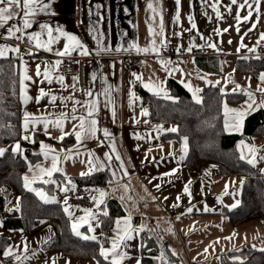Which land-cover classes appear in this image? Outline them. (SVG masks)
Here are the masks:
<instances>
[{
	"label": "crops",
	"instance_id": "1",
	"mask_svg": "<svg viewBox=\"0 0 264 264\" xmlns=\"http://www.w3.org/2000/svg\"><path fill=\"white\" fill-rule=\"evenodd\" d=\"M150 2L153 3L154 7H157L156 14L148 9L147 5ZM44 3L50 5V8L35 16H30L29 18L34 21L32 27L25 30L24 33H17V35H23L22 41L14 37L4 38L7 36L8 27L21 25L22 12L3 28H0V45L8 48H20L19 53L8 51L4 57L18 58L19 93L22 105L20 128L22 134L31 137L30 140H26L29 143L35 142L38 135L44 137V139L39 140L38 144L29 146L30 153L38 156L37 160L29 162L24 174V176L29 177L30 184L32 182L37 185V189L44 190L41 183L49 184L50 182L45 183L44 181L55 179L56 175L63 176L66 181L81 177L82 172L89 170L88 161L91 159L94 164L103 163L104 167L100 171L107 170L111 175L116 173L115 177L112 175V182L109 183L108 188L101 185L89 187L92 189L93 196H96L98 200H104L103 204L97 206L92 199L90 208H94L96 216V219L90 217V220H97L96 230L94 227L96 234H98L97 238L100 237L97 214L108 199L116 198L123 202L127 208V215L116 219V221H121L119 231L125 228L123 221L129 215H131L133 227L139 228L143 225V230H146L144 225L148 221H154L152 215L155 213V209H164L166 212L170 206L173 207L174 204L178 203L183 211L177 215H184L189 207L192 208L190 217L184 218V220L203 222L202 230L209 232V234H190V231L179 232L176 234L177 238H174V244L177 246L163 241L160 247L166 246L171 251L173 255L172 264H221L223 254L243 249L262 251L264 249V221L234 228L227 216V211L239 205L242 193L240 182L243 180L237 177H222L217 168L212 165L204 166L198 176H190L185 165L184 140L179 142L166 139L165 135L171 133L167 129L173 128V126L162 125L165 131L161 132L156 127L161 124L153 123L150 114L141 115V109L145 107L138 91V85L150 94L162 96L167 94L168 96L170 94L168 80L173 79L190 93L195 102L193 90L197 88L203 91L207 87H216L223 94H244L246 98L243 103L227 105L229 109L237 110L236 112L225 113L224 109L229 128L234 129L237 122L233 120V117L237 115V112L246 111L247 104L251 102L246 91L254 94L257 104L264 99V94L257 91L258 87L264 88V83L259 78L255 81L250 75L239 74L235 68L238 56H264V52H259L261 48H264V40L261 39V34H264V0H260L258 12L254 0H249V3L252 4L251 9L247 5L244 8L239 7V4L244 3V0H237L236 5H232L231 0H181L178 21L176 20L177 5L175 0H158V6L157 0H44ZM213 4L219 8L222 18L217 17L212 7ZM229 7L231 11H229ZM249 11L252 12V16L245 21L243 17ZM237 13L240 16L239 20L236 19ZM154 16L155 18H153ZM189 16L193 17V22L197 25L195 29H191ZM161 17L163 33H160ZM41 24L49 25L53 29V35L60 36L59 42L51 45L52 52L27 44L29 34L42 31ZM58 27L69 35L78 37L92 54L80 56L73 53L72 57L56 56L55 52L62 50L64 44L68 42L64 36L55 31ZM149 27L153 29L152 35L149 33ZM187 29L191 30L187 31ZM214 29H219L220 33L217 34ZM166 36H171L173 40V56L170 58L162 57L151 50L148 53H137L134 48L130 51H115L116 48H128L133 43L140 48L151 49L153 38H155L156 47L159 49L161 41ZM241 38L246 47L240 48ZM47 39V33L44 30L41 41ZM229 40L232 41L231 44H229ZM97 41L102 46L111 48L112 51L97 55ZM210 44H214L216 47H209ZM189 45L193 46L191 52L187 50ZM178 48L179 51H177ZM238 48H240L239 51H237ZM249 48H253L255 51L250 52L248 51ZM29 49H31L32 55L28 54ZM204 51L205 54L199 53ZM132 55L138 56L140 60V65L135 71L126 70L124 67L126 59ZM70 59L83 63L82 78L77 68L61 70L58 66L53 67L56 60L67 62ZM163 61H171V63L162 64ZM38 64L41 73L45 67L48 68L53 77L51 84L44 80L42 75H36ZM25 68H27V75L32 79L24 81L26 89L25 93L22 94L21 78L25 74ZM93 73L96 74V79H93ZM133 73L136 76L132 75ZM59 75L64 76V84L67 87H62L56 81L55 77ZM74 76L78 77V81L73 80ZM137 76L142 77V80H138ZM149 81H151V90L144 86L149 84ZM217 81L219 83H216ZM186 84H190L192 90L185 87ZM237 84L240 85L238 89L236 88ZM73 85L75 88L72 87ZM41 88L58 97L54 104L50 103L49 96L40 98L39 103L36 102ZM107 89H110L109 95L105 94ZM88 91L92 92L91 96L86 95ZM130 91L135 93V97H138V99H133L131 107H129ZM202 91L197 93L201 101ZM24 94L31 97L27 103L22 98ZM61 96H73L75 100L81 101V104L74 105L73 101L70 100L61 101L59 99ZM109 98L114 101L115 122H113L111 112L113 105L109 104L105 107ZM92 100H98L99 110L95 116L98 121V130L94 138L83 139L79 145H77L74 134L65 135L63 138V140L69 138L74 141L70 147L62 145L63 140L59 139L62 134L61 131L51 124H49L48 135H45L42 122L36 123L35 126L30 124L27 132L23 129L25 112L31 114L30 120L39 121H55L59 114L64 112L68 114L69 118L63 121V131L73 133L74 126H76V130H79V120L70 118L72 108L77 109L76 115L78 117L80 115L87 116L86 107L82 105H86ZM253 108L254 110L247 111L239 131L227 132L241 134L246 116L256 110L264 109V107L256 108L255 105ZM105 128L112 134L111 138L104 137L103 129ZM137 136L141 138L137 139ZM41 142L53 150L49 152L47 157L41 152ZM113 145L115 151L112 150ZM245 145H255L259 149L256 154L257 164L255 168H259L260 172L264 174L262 171L264 160L259 159V157L264 156V135H254L238 141L237 148L240 157L243 152L245 156L250 158ZM21 149H23L24 154L25 147H21ZM69 149L72 150V153L68 159H64ZM106 153L111 159L105 157ZM117 153L124 161L128 172L127 176L119 167L120 161L115 158ZM54 155L58 157L57 168L61 170L53 171L49 177L46 172H41L40 169H50ZM146 155L147 159H145ZM243 161L247 162L246 160ZM37 165L40 167H36ZM30 167L31 171L29 170ZM173 169H176L173 175H163L172 172ZM95 172L99 171H93L92 174ZM110 184L113 185L110 186ZM157 184L160 185L159 189L156 188ZM186 185L189 187L190 196L184 192ZM53 187L55 191L60 188L55 182ZM96 189L104 190L107 195L100 197L99 192L95 191ZM159 191L162 192L160 195H158ZM34 192L37 193V191ZM69 195H71L70 201L86 203L83 198H76L71 193ZM177 197H180L179 201H177ZM138 199H144L148 202L150 211L141 212L139 206L134 204ZM48 202H59L62 205V202L51 201V199ZM234 204L236 207H232ZM205 207L209 211H205ZM16 212L19 213V206L18 211L17 209L15 211L17 215ZM166 214L168 215L167 212ZM84 216L72 215V223L77 218ZM182 220L183 218H180L179 222ZM0 224H2V220H0ZM82 225L84 226L83 223ZM179 228L182 227L178 226ZM117 231L115 223L110 236L111 241ZM0 235H7L11 239V245L8 249H11L13 253L9 256L4 255L10 260L8 263L2 260L0 256V264H19L15 263V256H29V261L24 264H53V262L54 264H69V262L70 264H97L92 259H68L55 251L43 249L45 241H48L53 235V230L50 227L45 228L37 235L26 238L22 232H6L0 226ZM134 236V239L126 242V247L122 243L118 248L119 253H126L128 257L121 264H137V260L140 261V264H169L166 259H159L160 254H150L142 260L140 256L142 232L139 231ZM111 241L107 247H112ZM25 246H27V252H25Z\"/></svg>",
	"mask_w": 264,
	"mask_h": 264
},
{
	"label": "trees",
	"instance_id": "2",
	"mask_svg": "<svg viewBox=\"0 0 264 264\" xmlns=\"http://www.w3.org/2000/svg\"><path fill=\"white\" fill-rule=\"evenodd\" d=\"M239 74L250 75L255 81L264 73V57L238 56L235 62ZM170 94L153 95L138 85L143 106L149 111L151 121L155 124L173 126L177 132L165 135L168 140L181 142L187 137L188 152L185 159L186 168L191 176H198L205 165H215L222 177H237L243 180V190L239 205L227 211V216L234 228L248 225L264 219V174H260L255 166L241 160L237 144L242 138L264 135V109L249 113L243 124L241 134L229 133L225 130L224 103L239 105L245 101L240 93L223 94L216 87H207L202 91V101L195 102L190 93L173 79L168 80ZM21 100L19 93L18 58H0V146L19 142L25 152L7 151L0 156V220L2 230L21 231L26 238L40 233L45 228L53 230L51 238L43 244V249L55 251L68 259L88 258L97 264H110L100 255L101 245L110 244V234L116 219L127 215L126 205L116 198H110L97 214L100 226L99 240L83 239L72 231V219L64 211L59 202H45L34 191L24 187V174L29 162L38 156L30 153L29 146L38 144L43 136H37L35 142L23 139L20 128ZM62 145L71 146L74 141L64 139ZM23 150V149H22ZM57 180L66 181L61 175ZM112 175L103 170L93 174L72 178L79 187H106ZM44 190L53 193V184H43ZM14 193L19 198V213L3 215L8 195ZM81 200V199H79ZM107 215H104V212ZM84 230L86 228H83ZM140 256L161 255L162 247L157 244L149 230H142ZM11 245L7 235H0V256H4ZM168 255V263H172L171 251L164 247ZM221 264H264V251L243 249L221 256Z\"/></svg>",
	"mask_w": 264,
	"mask_h": 264
},
{
	"label": "snow or ice",
	"instance_id": "3",
	"mask_svg": "<svg viewBox=\"0 0 264 264\" xmlns=\"http://www.w3.org/2000/svg\"><path fill=\"white\" fill-rule=\"evenodd\" d=\"M254 2L257 4L256 11L258 12L259 11V2H260V0H254ZM175 4L177 5L176 20L178 21L179 18H180L179 6L181 4V0H175ZM231 4L232 5H236L237 4V0H231ZM245 5H247V7L249 9L252 8V4L249 3V0H244V3L239 4V7L240 8H244ZM157 6H158V0H157ZM147 7L154 14L157 13V7H154L153 3H151V2L148 3ZM212 7H213V10L216 12L217 17L218 18H222V14L219 11V8L217 7V5L213 4ZM49 8H50V5L44 3V0H0V28H3L9 21L13 20L15 17H18L21 12L23 13V16L21 18V25L20 26L13 25L11 27H8L7 28V36L4 37V38L7 39V38H13L14 37L17 40H21L22 41L24 39L23 35H17V33H24L25 30H27V29L32 27V24L34 23V21L31 20L29 17L30 16H35V15L39 14L40 12L48 10ZM229 11H231L230 7H229ZM251 16H252V12L249 11L248 14L243 17V19L245 21H247L248 19L251 18ZM153 18H155V16ZM236 19L237 20L240 19L239 13H237ZM188 20L191 23V29H195L197 27V25L193 22V17L189 16ZM40 28L42 30L41 32H34V33H31V34H29L27 36V44L28 45H32V46H34L35 48H38V49H43L45 51L52 52L53 49H52L51 45H53L54 43L59 42L60 36H54L53 35V29L47 24H41ZM191 29H187V31H190ZM44 30H46L48 39L46 41H41V35H42ZM55 31L60 33V35L64 36L66 38V40L68 41V42H66L64 44L62 50H57L55 52L56 56H58V57H72L73 53H77L80 56H90L92 54L91 51L88 49V47L85 44H83L78 37H76L74 35H69L67 32H64L59 27L56 28ZM163 31H164V28H163V22H162V17H161L160 33H163ZM214 31H216L217 34L220 33L219 29H214ZM224 31H227V29H224ZM237 31H239V29H237ZM149 33H150V35L153 34V29L151 27H149ZM261 39L264 40V34H261ZM231 42L232 41L229 40V44H231ZM161 44H163V41H161ZM208 46L209 47H213V48L216 47V45H214V44H210ZM243 47H246V45L243 44L242 38H241L240 48H243ZM133 48L137 51V53H148L151 50V51H154L157 54H159V49L156 47L155 38H153V40H152V48L151 49H149L147 47L140 48L138 45L133 43V44H130L128 46V48H124V49L116 48L115 51H117V52H119L121 50L130 51ZM192 48H193V46L189 45L187 50L189 52H191ZM240 48H238L237 51H239ZM179 50L180 49L178 48L177 51H179ZM8 51H14V52L19 53L20 52V48L19 47L8 48L7 46L0 45V57H4ZM111 51H112L111 48L104 47V46H102L100 44L99 41H97V53H96L97 55H99L101 53H105V52H111ZM248 51L254 52L255 49L249 48ZM28 54L29 55L33 54L31 49H29ZM256 58L259 59L260 57H256ZM62 62H63L62 60H56L54 62L53 67H57ZM76 63H79V61H76ZM168 63H171V61H163L162 62V64H168ZM36 75L37 76H41L42 75L43 79L46 80L49 84H51L53 82V77L50 74V72H49L47 67H45L43 73H41L40 65L38 64L37 65V69H36ZM132 75L136 76L135 73H133ZM136 78L138 80H142V77H140V76H137ZM31 79L32 78L27 75V68H25V74L21 78V85H22L21 92H22V94L25 93V89H26V85H24V81L25 80H31ZM55 79H56V81L58 83L61 84L62 87H67V85L64 84V76L63 75H59V76L55 77ZM93 79H96V74L95 73H93ZM259 79L261 80L262 83H264V73L260 74ZM73 80L74 81H78V77L74 76ZM41 83H43V81H41ZM209 83H211V82H209ZM216 83H219V82L217 81ZM150 84H151V81H149V84H145L144 86L150 88ZM213 86H215V85H213ZM72 87L75 88V85H73ZM185 87H188L190 90H192L190 84H186ZM236 88L237 89L240 88V85L237 84ZM150 90H151V88H150ZM200 91H202V90L199 89V88L193 90V98L196 100L197 103L201 102V99L197 96V93L200 92ZM234 91H235V89H234ZM257 91H260L262 94H264V88L258 87ZM109 93H110V89H107L105 91V94L109 95ZM246 94L248 95L249 100L251 101L250 103L247 104V110L246 111H242V112H237V115L235 117H233V120L237 122L235 127H234V129H230L229 128L228 119L226 117V119H225V130L226 131H232V130L239 131L240 130V126L242 125L244 116L247 114V111L254 110V108H253L254 105L256 106V108L264 107V99H262L260 101V103L257 104L256 100H255V97H254V94L252 92H247L246 91ZM86 95L91 96L92 92L88 91V92H86ZM45 96H49L50 97V103L51 104H54L55 101L58 99V97L55 96V95H52L50 91L49 92H45V90L43 88H41L39 90V96L36 98V102L39 103L40 98H43ZM22 98H23L25 103H27L28 100L31 99V97L27 96L26 94H24L22 96ZM134 98L138 99V97H135V93L130 91L129 92V107L132 106ZM166 98H171V97H168L167 94H166ZM59 99L61 101H69V100L73 101L74 105L75 104H81V101L75 100L73 96H68V97L61 96V97H59ZM109 104L113 105V108H112L111 112H112L113 122H115L116 111H115V107H114V101L111 98H109L107 100V102L105 104V107H107ZM82 106L86 107L87 116L80 115L78 117L76 115L77 109L75 107L72 108V114H71L70 118L72 120H77V119L79 120V125H78L79 130H76V126H74L73 133H65L63 131V121L69 118L68 114L64 113V112H61L59 114L58 118L55 121L30 120L29 117H30L31 114H29L28 112H25L24 113L23 129H24L25 132H27L29 130L30 124L32 126H35L36 123L42 122L43 125H44V129H45V135H48L49 124H51L53 127L57 128V129H59L61 131L62 134L59 137L60 140H63L65 135L74 134L75 135V139L77 141V145H79L82 142L83 139L94 138L95 134H96V131L98 130L97 129L98 121L95 118V116L98 114V110H99V108H98V100H92V101L88 102L86 105H82ZM224 109H225V113L230 112V111L231 112H236L237 111L235 109H229L226 102L224 103ZM141 115H144V116L149 115L148 110L146 108H142L141 109ZM156 127L161 132L165 131V129L163 128L162 125L156 126ZM167 131L177 132L178 129L173 127V128L167 129ZM103 135H104L105 138H111L112 137V134L109 132V130L107 128L103 129ZM136 138L140 139L141 137L137 136ZM23 139L24 140H30L31 137L28 136V135H24ZM186 146H187V137L184 138V147H185V149H186ZM40 147H41V152L45 155V157L48 156L49 152L53 151L48 145L44 144L43 142H41ZM245 147H247V149H248V153L250 154V158L248 156H245L243 152L241 153V157L240 158L242 160H246L248 164L255 166L257 164V155L256 154L259 151V149L255 145H252V146L245 145ZM12 150H13V152H22L20 143L17 142ZM112 150L115 151L114 145H113V149ZM5 151L6 150L4 148H0V156H3ZM149 151H151V150H149ZM71 153H72V150L69 149L67 151V154L65 155L64 159H68L69 156L71 155ZM77 154H78V150H77ZM90 155H93V154H90ZM105 157L107 159H111V157H109L107 153L105 154ZM115 158H116V160L120 161L119 167H120V169L123 170L124 175L127 176L128 172H127V169L125 168L124 161L121 159V157H120V155L118 153H117ZM57 159H58V157L54 155L52 157V161H53L52 167L50 169L41 168L40 169L41 172H46L47 175L50 177L52 175L53 171H60L61 169L57 168V163H56ZM96 159L98 160V158H96ZM145 159H147V155L145 156ZM259 159L260 160H264V156L259 157ZM88 163L90 165L89 170L87 172H82L81 173L82 176L90 175V174H92L93 171H100L104 167L103 163L94 164L91 159L88 161ZM36 167L39 168L40 166L37 165ZM29 170L31 171V167H30ZM175 171H176V169H173L172 172L164 173L163 175L170 176V175H173ZM262 171H264V169H262ZM112 175H113V177H115L116 173L114 172ZM23 179L25 181L24 187L28 188L29 187V183H30L29 182V177L27 175H25L23 177ZM44 182L45 183H49V182L54 183V181H44ZM111 182L112 181H109V183H111ZM68 183L69 184L72 183L70 179H69ZM189 183H191V182L189 181ZM233 183H235V182H233ZM240 183L242 184L243 181H241ZM74 188H75V185H72V189H69V188L65 187L62 190L65 193H67L70 190H74ZM156 188L159 189L160 185L157 184ZM226 188H227V186H226ZM30 190L36 191L35 189H30ZM0 191H3V189H0ZM95 191L99 192L100 197H105L107 195V193L104 190L96 189ZM184 192L189 194V196L191 195V193L189 191V187L187 185L184 188ZM36 194L38 196H40L41 199L45 200V202L49 201V198L47 197V195L45 193L37 191ZM92 199L96 202L97 206H99V205L104 203L103 199L97 200V198L95 196H93ZM165 199H167V197H165ZM179 199H180V197H177V201H179ZM64 203H65V205H68L67 197L65 198ZM178 206H179L178 203L173 205V207H178ZM232 207H236V204L232 205ZM17 208H18V206H17ZM69 208H70V206L65 207L64 211L71 218L73 214H72L71 211H69ZM204 210L205 211H209V209L207 207H205ZM84 212H85V216L84 217H79V218H77L76 220L73 221V223L71 225L72 231H73V233L75 235L81 236L83 239L96 240L97 239L96 236H94V235L93 236L82 235V233L78 230L79 227L83 223V224H88V230L90 232L94 231V228L92 227V224L89 221V219H87V217L90 216L92 219H96L95 214L92 213L91 210H88V209H85ZM187 212H189V213L192 212V208L189 207L187 209ZM107 214L108 213L105 211L104 215H107ZM177 219H179V216L177 217ZM123 223L125 225V228L122 231H119L120 225H121V221L120 220L116 221V225H117L118 231L116 232L115 237L112 238V241H111L112 247L106 249V248L103 247V245H101V248H100V255L105 260H109L110 256L112 257L110 264H121V262L124 259L128 258L126 253H118L117 249L119 248V246L122 243L126 247L127 246L126 242L134 239L135 238V236H134L135 233H138L139 231L143 230V225H141L139 228L133 227L131 225V215H129L123 221ZM0 226H2V224H0ZM46 242L47 241H45V243ZM262 251H264V249H262ZM25 252H27V246H25ZM173 254L175 255V253H173ZM4 255L5 256L13 255L12 250L11 249L6 250ZM15 259L17 261H20L21 257L20 256H15ZM24 259H28V257L25 256ZM159 259L165 260V256H164L163 251L161 252V255H160ZM53 264H54V262H53ZM69 264H70V262H69ZM137 264H140L139 260H137Z\"/></svg>",
	"mask_w": 264,
	"mask_h": 264
},
{
	"label": "rangeland",
	"instance_id": "4",
	"mask_svg": "<svg viewBox=\"0 0 264 264\" xmlns=\"http://www.w3.org/2000/svg\"><path fill=\"white\" fill-rule=\"evenodd\" d=\"M259 52L263 53L264 52V48H261ZM250 57H258V56H250ZM262 57H264V56H262ZM168 58H170V57H168ZM15 144L16 143H11V144H9L8 146H5V147H1L0 146V148H4L6 150L5 152L13 151L12 149L14 148ZM185 151H186V156H187L188 145L186 146V149H185V147H183V152H185ZM262 165H264V162L262 163ZM205 166H207V165H205ZM212 166H215V165H212ZM256 170L261 174L259 168H256ZM70 180L72 182L71 184L68 183L69 179H67V181L63 182V181H60V180H56V178L55 179L52 178L50 181H54L56 184H58V186L60 188H57L56 191H55L54 187H53V193H51V194H49L46 190L37 189L36 188L37 185H35L32 182H31V184L29 183L28 190L35 189L36 191H40V192L45 193L47 195V197L49 199H51V201H60V202H62V206H63L64 209H65V207L70 206L69 211H71L73 215H85V212H84L85 209L91 210V212L94 213V208L90 209L91 208V204H92V197H93V194H92V191H91L92 189H90L89 186L88 187H79L76 183H74V181L72 179H70ZM50 184H53V183L50 182ZM72 185H75L74 190H70L67 193H65L62 190L65 187H67L69 189H72ZM112 185L113 184H110V186H112ZM104 188H108V187L106 186ZM242 190H243V185H242ZM70 193L73 194L76 198L85 199L86 203H81V202H78V201H70V196H71V195H69ZM161 193L162 192L159 191L158 195H160ZM241 195H242V193H241ZM8 197H9L8 198V202L6 204V208H5V211H4L3 215H16L15 211H16V209L18 211L17 206L20 205L19 198L14 193L9 194ZM66 197H67V200H68V205H65V203H64V200H65ZM122 197H125V196H122ZM159 197H161V196H159ZM122 199H124V198H122ZM240 199H241V197H240ZM131 200L134 201L133 199H131ZM135 202L136 203H134V204L139 206V210L141 212L150 211V206H149L148 202H146L144 199H138ZM182 211H183V208L181 206H178V207H171L170 206V208H168L167 211H166L168 213V215H167L164 209L163 210L155 209V213L152 215L153 218H154V221L153 222L148 221L144 225V229L149 230L151 232L152 237L153 236L155 237V241L154 242H156L159 245H162L163 241H167L171 245L177 246V244H174V238L175 237L177 238L176 234H179V232L185 233V232H189L190 231V234H209V232H207L205 230L204 231L202 230L203 222H200V221L187 222V221L184 220V218L190 217V213L189 212H186V214H184V215H177V214L181 213ZM100 212H101V209H100ZM16 213H18V212H16ZM178 216H179V219H177ZM180 218H183V220L181 222H179ZM88 219L91 222L92 227L93 228L95 227V230H96L97 220H95V221L94 220H90V216L88 217ZM260 221H264V219H260V220H257L255 222H260ZM84 226H86L85 230L83 229ZM84 226L81 225L79 227V229H78L82 233V235H86V236H93L94 235V236L98 237V234H96L95 230L93 232H90L88 230V224H84ZM178 226L179 227L181 226L182 228L178 229ZM99 230H100V227H99ZM6 232H8V231H6ZM99 235H101V232H100ZM110 236H111V234H110ZM99 238H97L96 240H99ZM169 247H171V246H169ZM105 248L107 249V248H111V247H105ZM162 250H165V248H162ZM117 251L119 253V249H117ZM177 251H179V250L177 249ZM27 257H28V259H24V257H21V260L20 261L16 260L15 263H19V264L26 263L30 259L29 256H27ZM109 259L111 260L112 257L110 256Z\"/></svg>",
	"mask_w": 264,
	"mask_h": 264
},
{
	"label": "built area",
	"instance_id": "5",
	"mask_svg": "<svg viewBox=\"0 0 264 264\" xmlns=\"http://www.w3.org/2000/svg\"><path fill=\"white\" fill-rule=\"evenodd\" d=\"M199 53L205 54L206 52L204 51V52H199ZM159 55L162 57H172L173 56V40L171 36H166L163 39V44H161L159 47ZM139 65H140V60L138 59V56L132 55L126 59L124 67L126 68V70L135 71L136 69H138ZM58 68L61 70H66L68 68H72V69L77 68L79 71L80 77L82 78L84 65L83 63H80V62L76 63L75 60L70 59L67 62H63L60 65H58Z\"/></svg>",
	"mask_w": 264,
	"mask_h": 264
},
{
	"label": "water",
	"instance_id": "6",
	"mask_svg": "<svg viewBox=\"0 0 264 264\" xmlns=\"http://www.w3.org/2000/svg\"><path fill=\"white\" fill-rule=\"evenodd\" d=\"M163 253H164L165 258L168 260V255L166 254L165 250H163ZM170 264H172V263H170Z\"/></svg>",
	"mask_w": 264,
	"mask_h": 264
}]
</instances>
